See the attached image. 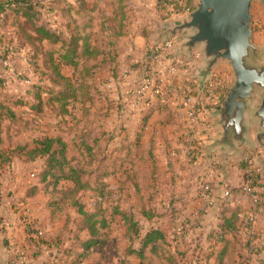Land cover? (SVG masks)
<instances>
[{"label":"trees","instance_id":"16d2710c","mask_svg":"<svg viewBox=\"0 0 264 264\" xmlns=\"http://www.w3.org/2000/svg\"><path fill=\"white\" fill-rule=\"evenodd\" d=\"M48 6L63 17L70 16L72 11L81 13L90 10L87 0H48L46 3L42 0H6L0 3V23L12 27L13 34V41H7L6 36L0 34V48L8 45L14 49L29 48V64L36 77L24 95L15 97L4 92L7 100L0 101V178L17 157L25 161L43 158L38 182L29 186L26 196L44 191L52 218L65 217L59 235L53 240L43 241L53 245L52 251L58 253H53L43 264H86L89 261L97 264V247L103 246V241L97 237L101 223L97 206L102 205L112 210L116 221L121 218L126 223L125 237L130 241L127 257L114 264H135L128 258L130 255L137 256L138 264H157L152 261L154 256L160 262L166 260L169 264L189 263L188 250L182 248L189 243V229L172 226L186 201L180 206L177 204L179 201L172 197L164 203V210H160L157 204L148 208L143 206L139 217L122 208L121 204L126 201L129 192L127 190L140 187L136 165L133 161L129 162L132 163L130 166L125 165L126 157L119 168L111 155L106 154L109 145H103V137L97 131V117L91 113V108L97 105L93 98L95 87L87 88V81L75 80L64 72L65 67L75 69L84 58L89 57L97 60L102 69H116L119 52L114 42L101 45L99 41L102 39L96 42L95 37L84 35L72 21L64 23L67 34L61 35L45 19L43 9ZM0 65L3 69L8 68V64ZM0 87L3 90L6 88L4 75H0ZM77 104H80L78 115L72 111ZM47 110H51L56 117L69 115L71 119L50 128L44 122ZM144 119L147 120L148 116ZM52 130L56 133H51ZM28 132L32 134L24 142H13L14 136ZM6 141H9L8 146ZM154 168V173L158 172L157 163ZM117 174L122 176L119 185L113 182ZM258 175L261 180L260 174L255 172L250 177L256 179ZM97 187L101 189L97 190ZM87 192L93 194L91 209L83 200ZM156 192L158 189L154 188L150 200L156 198ZM252 215L256 218V213L250 209L225 203L218 229L210 234L211 240L226 241L232 249L231 258L238 253L242 259L240 264H248L246 253L255 251L251 248L250 238L244 233L254 223ZM65 243L67 247L62 249L61 245ZM195 247L197 249L198 245ZM213 254L215 251L200 250L195 256L197 263L225 264L222 253L210 262Z\"/></svg>","mask_w":264,"mask_h":264},{"label":"crops","instance_id":"0c3cea01","mask_svg":"<svg viewBox=\"0 0 264 264\" xmlns=\"http://www.w3.org/2000/svg\"><path fill=\"white\" fill-rule=\"evenodd\" d=\"M74 1V0H73ZM134 0H131L133 2ZM135 0L134 12L126 13L127 15L133 13L137 14L139 20L134 24L133 17L128 20L124 25H120L121 29L119 33H115L114 44L115 48L119 52L118 66L116 69L101 68L102 71H110L108 78L111 76L117 80L123 74H127L125 71L124 57L127 54L137 57L139 59V67L143 69L148 61L151 62V57L155 55V49L162 47L165 42L157 43L160 32L164 27L162 23L179 19L185 16L189 12H184L185 7H190L191 11L195 8L197 0ZM130 2V6H131ZM177 4V12L173 14L168 12L170 5ZM130 6L127 8L130 9ZM168 13H166V12ZM181 11V13H180ZM143 20V21H142ZM1 24V23H0ZM53 28V24H50ZM12 28V27H10ZM56 28V27H54ZM12 32V29H10ZM181 34L177 33L169 38L168 41H173L171 52H175L181 44ZM167 42V41H166ZM150 48V49H149ZM154 48V49H153ZM29 48H17L15 52L9 55L10 64L13 62L16 66H20L19 61L29 69L33 78V82L36 77L33 70L30 67L28 59ZM139 54V55H137ZM21 56L19 60L16 56ZM175 56V55H174ZM183 61L180 65L179 73L176 78H173V87L170 90L167 98H162L153 105L152 113L148 116V119L144 118L140 120V123L135 126L134 137H129L130 142L128 145L123 146L121 149L107 147V153L111 155V159L115 160L117 166H122V159L127 157L125 165L130 166V161L136 165L137 178L142 174V171H148L147 186H143L144 178L137 179L140 186H143L140 194H133L135 202L142 201V205L148 207L157 206L160 210H164V203L175 197L178 205H182L183 201L186 204L183 210L180 212L179 217L175 220L172 226L176 228H182L186 226L189 229V243L182 248H187L190 255V262L187 264H203L205 261L197 263L196 255L199 251H215V254L211 255L210 262H213L220 253L223 255V262L225 264H240L242 261L239 254H235L233 259L231 258L232 249L229 245H226V241H214L210 239V234L213 230L218 229L220 222V213L222 206L228 203L223 198V193L226 189L232 192V199L230 203L232 205H241L245 209H250L256 213V221L252 223L250 228L244 230V233L248 235L251 240V248L255 251L253 253H246L248 258V264H264V175L261 174L260 168L257 165V161L263 156V150L259 147L255 141L253 148L245 147L246 151L242 160H239L237 156L226 157L228 150L219 149L214 152L211 157H207L204 148L207 143H210L214 138L219 137L220 129L214 126L215 119L210 115L211 109L215 107L223 98L225 92L233 81V71L229 65L225 62H221L214 68V73H218L223 77V86L219 89V100L213 105L208 113L207 122L209 124L206 133L202 135H193L192 131L188 128V122L186 113L181 105L182 97L185 94L186 87L192 85V89L195 95L202 96L198 93V81L189 76V72L201 64V55L197 52H193L191 57H187L184 53H180L179 56H175ZM136 61L134 57H131L130 63ZM189 62V67L185 68L184 65ZM153 63V62H152ZM8 70L2 68L0 65V75L6 77V88L1 91L7 92L8 95H14L15 97L24 94L13 93L7 88L8 84ZM11 89V88H10ZM5 93L0 97V101H6L4 97ZM26 93V92H25ZM113 101L112 99H109ZM27 106H25L26 108ZM51 112V110H47ZM155 113H158L160 118L157 121V127L161 128L160 131H165L163 135L165 145L159 146L158 135L154 132L151 136L150 147L148 150H144L142 138L144 133L148 132V128L151 127L152 117ZM45 117V123L50 128H54L55 124L49 123L48 117ZM51 116L54 114L51 112ZM50 116V117H51ZM55 116V115H54ZM56 117V116H55ZM58 117V116H57ZM61 118V116L59 117ZM54 119V118H52ZM167 131V132H166ZM255 121L252 124L251 137L255 140L256 133ZM55 134V130L50 131ZM133 133V134H134ZM32 132L24 133L22 135L14 136L13 142L15 144L22 143L23 139H28V136ZM155 135V136H154ZM199 138H205L203 141H199ZM157 140V141H156ZM9 141H6L8 146ZM154 149V150H153ZM151 151H153L151 153ZM176 153V154H175ZM157 162H154V160ZM20 162L25 164L39 163L38 169L34 172L33 180L30 179V183L23 185V177L21 174L17 177ZM155 163L158 165V172L154 173ZM44 165V159L39 158L35 161H25L19 157L15 158L13 165L3 172V176L0 178V264H10V261L14 257V253L18 249L26 250L29 252L28 264H43L54 255L58 254L56 251H52L54 246L49 245L45 240L55 239L61 232L64 224L65 217L52 218L51 209L49 208L48 196L44 191L39 192L35 196H26V192L30 185L38 182V172H40ZM240 168L242 176L238 177L242 181V185L248 186L254 185L257 192V196L253 197L249 192L242 191L237 184V177L233 175H227L228 168L230 166ZM217 170L222 178H219V184H207L205 178L207 171ZM260 174L261 180L258 177H250L251 173ZM160 175V177L158 176ZM224 175V176H223ZM119 176V174H117ZM117 176H115L117 178ZM159 179L156 180V178ZM122 180V177H118ZM209 182V181H208ZM220 182H223L222 185ZM116 184H118V179ZM207 184V185H206ZM246 184V185H245ZM224 185L232 186L230 188L223 189ZM238 185V186H237ZM209 186V190L213 196V202L209 201L204 196L205 187ZM246 186V187H247ZM154 188L158 189L156 192V198L150 200V196L153 195ZM248 191V190H247ZM133 200V199H132ZM55 220H59L62 224L57 232L49 235L45 239H41L36 235L37 224L43 222L46 224L53 223ZM35 224V225H34ZM197 239V240H194ZM196 245H198L196 249ZM67 247V243L61 245L62 249ZM172 251L175 247H171ZM154 258H157L154 256ZM157 264H169L168 261L163 260L160 262L157 259ZM93 261H89L86 264H91ZM242 264V263H241Z\"/></svg>","mask_w":264,"mask_h":264},{"label":"rangeland","instance_id":"374dc122","mask_svg":"<svg viewBox=\"0 0 264 264\" xmlns=\"http://www.w3.org/2000/svg\"><path fill=\"white\" fill-rule=\"evenodd\" d=\"M71 1L74 2L75 0ZM134 1L87 0L90 10L83 11L81 13L72 11L70 16L64 17L57 12L52 11L49 6L45 7L43 12L45 19L49 22V24H53V29L59 31L61 35L67 34V29L64 23H66V21H72L73 23L75 22V24L80 28V32L86 36L89 35L91 37H95L96 42L97 39H102L99 42L101 45H104V43L108 44L109 41H114L113 36H115V33H119V27L121 24L124 25L132 17L134 24L137 23L139 20L137 14L133 13V16L132 14H126L129 13V11H131V13L134 12V4L136 5V2ZM128 6H130V9L127 8ZM251 12L253 17L252 28L254 33V41L257 45L262 46V51L259 58L254 61L259 62L260 65H264V5L260 1H255L253 3ZM10 29L12 28L7 27L6 24H0V34H4L7 41H13V34ZM16 57L21 60V56L18 55ZM131 57H134L136 60L133 62V64L129 62ZM137 57L132 56L129 53L126 57H124V67L125 71L128 73L120 76L118 78L119 80L113 76L108 78L110 71H102L101 67H99L98 63L96 62L97 60L92 57L84 58L80 66L75 69L71 67H65L64 69V72L68 75H71L75 80L87 81V88L90 86L95 87L93 90L95 97L93 98H95L97 101V105L95 106L96 109H94L95 107L91 108V113L93 112L94 116L97 117V131L99 135H101L100 137H103V145L106 143L110 146L109 149H113L115 147L121 149L123 146L131 143L130 138L134 137L135 135V126L140 123V120L152 113L151 111L154 104L159 102V100L162 98H167L170 90L173 87V85L167 86L168 80H173V78H176V75L179 73V70L175 72V74L170 73L172 72V68H177V66L175 63L170 62L169 55L166 53H163V55H161L158 60L152 56L151 62L148 61V64H145L143 69L138 66L140 62L139 59H136ZM19 63V67L16 66L14 62L12 64H8L9 70L7 75V88L10 90V92L16 94H25V92H27L29 89V85H27V83L24 81L26 78L31 77V75H29L30 71L25 65L26 62L23 64L21 61H19ZM155 85L163 88V93L161 95H158L155 92ZM191 86L192 85L189 87ZM189 87H186L185 91H188ZM1 93L2 95L4 94L3 91H1ZM109 99H112L113 101ZM79 105L80 104H77L75 108H72L73 113L76 115L80 114ZM51 115V112L48 111L47 119L49 123H58L56 126H58L59 123L64 124L65 121L71 119V116L69 115L61 118H59V116L55 117L54 115ZM159 118V114L155 113L150 124L153 128L149 127L148 132L144 133L142 142H140V144L143 145L144 150L149 149L151 141L150 139L154 132L156 135H158L157 138L159 139V146L165 145L163 139L165 131L163 132L160 131L161 128H156ZM70 123H74V121ZM203 139L205 138H199V141H203ZM25 140L26 138L21 142H24ZM103 157L104 155L101 156V158ZM17 166L19 167L17 177L19 174H21V177H23V186L29 184L30 179L33 180L34 172L38 169L39 163L25 164L20 162V164ZM218 172L220 171H207V174L205 175L207 184H210L211 186V184L215 185L217 182H219V178L222 177L218 174ZM226 173L227 175L232 174L234 178L237 177V184L239 185L237 186L242 191L248 192L246 187L247 185H242V181H240L238 178L242 176V171L240 168H236L235 166L231 165ZM148 175V171H142V174L139 176L140 179L144 178L143 186H147ZM118 177L119 176H117V178L114 177L113 182L116 183L118 179L119 185L122 180ZM220 183L222 185L224 184L223 182ZM143 186H140L137 190H127L129 192L127 194L126 201L121 204L123 209H127L129 213L136 217H139L138 214L141 212V208L144 206L142 205V203H144V199L134 203L136 200L132 195L140 194L141 189L143 190L144 188ZM231 187L232 186L224 185L223 189H231ZM98 189H101V187H97V190ZM92 196V192H87L83 198L88 209L92 208ZM111 211L112 210H110L108 206L104 208L103 205L102 207L97 206V213H100L98 214V220L101 219L100 230L97 237L103 241V246L97 247V253L95 254V257L97 258V264L119 263L121 259L127 257V251L129 250L130 241L125 237L126 223H124L121 218L116 221L115 216L112 215ZM61 224L62 223L59 220H55L50 224L43 222L37 224L36 232L42 231L39 241H41L42 238L45 239L49 237V235L53 234V232L55 234L59 227H61ZM25 252L27 253L28 257H30L31 254H29L27 249ZM128 258L135 264H138L139 262L136 255H130ZM152 261L157 263L158 260L157 258H153Z\"/></svg>","mask_w":264,"mask_h":264},{"label":"water","instance_id":"95a60500","mask_svg":"<svg viewBox=\"0 0 264 264\" xmlns=\"http://www.w3.org/2000/svg\"><path fill=\"white\" fill-rule=\"evenodd\" d=\"M5 0H0V3ZM264 0H197L195 8L179 19L162 23L157 43L166 42L180 33L181 44L174 55L193 52L201 55V64L188 74L198 81L201 95L221 62L233 71V81L210 115L220 135L205 145L207 157L219 149L228 150L227 158L243 159L245 147L253 148L255 141L263 150L257 161L264 175V65L257 60L262 46L254 41L252 6ZM255 121V140L251 137Z\"/></svg>","mask_w":264,"mask_h":264},{"label":"built area","instance_id":"2783aa9c","mask_svg":"<svg viewBox=\"0 0 264 264\" xmlns=\"http://www.w3.org/2000/svg\"><path fill=\"white\" fill-rule=\"evenodd\" d=\"M42 1L46 3V1L48 0H42ZM170 7L171 8L170 10H168V12H171L173 14L179 12L177 10V4L172 5L171 3ZM189 11H191V8L185 7L184 12H189ZM172 46H173V41L170 40L165 42L162 45V47H158V49L156 48L154 57L158 60V58H160V56L163 55V53L169 55L170 62L175 63L177 66V68L176 67L172 68L171 70L172 72L170 73L175 74V72H177L181 68L180 65L183 61H181L179 58L173 55V52H171ZM14 52L15 49L10 45L6 46L5 48H0V63L9 64L10 63L9 55L10 54L12 55ZM5 55H7L6 59L4 58ZM189 66H190L189 62H186L184 65L185 68H188ZM24 82L27 83V85H31L33 83L32 76L26 78ZM172 85H173V81L172 79L171 80L169 79L167 86H172ZM222 86H223L222 75L215 73L207 82L202 96L195 95L192 86L189 87L188 91H185V94L181 100V105L185 110L186 118L188 122V128L192 131V136L193 135L203 136L206 133L209 126L207 122L209 110L213 105H215L218 102L220 98L219 89ZM154 89L158 95H161L163 93V88L158 87V85H155ZM247 190L253 197H256L258 195L254 188V185L252 184H249L247 186ZM204 196L207 198L209 203L213 202V196L209 190V186L205 187ZM223 198L226 202H230L232 199V192L229 189H226L223 193ZM255 219H256L255 216L252 215L251 220L255 222ZM36 235L37 237H40L42 235V231L37 232ZM28 263H29V257L25 252V250L22 249L16 250L13 259L10 261V264H28Z\"/></svg>","mask_w":264,"mask_h":264}]
</instances>
